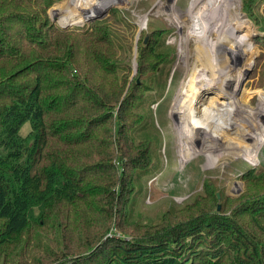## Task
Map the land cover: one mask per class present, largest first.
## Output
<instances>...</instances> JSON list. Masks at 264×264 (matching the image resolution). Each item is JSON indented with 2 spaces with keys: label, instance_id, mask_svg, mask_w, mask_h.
Returning <instances> with one entry per match:
<instances>
[{
  "label": "trees",
  "instance_id": "1",
  "mask_svg": "<svg viewBox=\"0 0 264 264\" xmlns=\"http://www.w3.org/2000/svg\"><path fill=\"white\" fill-rule=\"evenodd\" d=\"M57 1L0 0V264H264V170L244 172L237 197L206 182L178 214L129 220L131 176L158 142L139 110L162 95L148 90L166 86L173 49L153 30L130 79L108 25L61 28ZM260 1L243 0L254 21Z\"/></svg>",
  "mask_w": 264,
  "mask_h": 264
},
{
  "label": "rangeland",
  "instance_id": "2",
  "mask_svg": "<svg viewBox=\"0 0 264 264\" xmlns=\"http://www.w3.org/2000/svg\"><path fill=\"white\" fill-rule=\"evenodd\" d=\"M93 1L95 0H58L49 8L48 14L51 20L61 28L86 30L90 29L91 23L104 21L111 29L119 46L118 62L130 65V79L138 70V46L142 43L143 38L153 30H165V44L172 47L174 55L170 63L171 68L166 86L162 89L154 87L157 90H148L150 94H154L155 98L152 97V99L156 100L159 94L162 95L156 100V103H148L149 105L146 104L143 109L139 110L145 115L147 113L150 117L151 131L153 135H156L158 142L154 144L156 150L154 159L156 161L151 165L150 172H147L143 177L141 175L139 177L131 176L136 188L140 186L141 188L140 191L134 190L135 194L138 193L136 203L129 207V220L140 225L157 224L162 216L169 211L178 214L181 209L194 201L195 196L203 190L206 182H210L216 187L220 198L221 191L232 197L243 193L244 181L241 179V175L252 168L253 170L255 168L257 172L264 170V145L259 150L257 164H252L242 156L227 154L224 156L225 158L220 157L216 162L210 164L207 156L202 152H197L193 158H191L193 154H190L191 159L184 165L180 160L182 147L180 130L172 110L179 100L180 105L183 106L185 103L183 99L188 93H192L191 82L188 79L202 67L201 59L204 57L203 53L200 54L201 51L198 53L200 44L198 39L194 35L190 37L185 35L193 21L187 13L191 0L175 1V12L182 13V16L180 15L178 18L173 15L171 0H113L106 10L107 12L103 13V16L99 15L102 16L101 18H96L99 16L90 17L85 12L88 4H92ZM235 2V12L242 15L248 23L247 26L236 27L228 41L222 45V49L228 56V63L234 76L232 82L234 91L230 92L236 96V104L250 106L246 118L253 121V116L258 117L257 112L254 111L260 104V92L264 91V30L259 28L264 25V0L259 2L258 9L255 11V21L244 11L243 0H235ZM145 15L147 19L142 25V18ZM92 18L95 19L91 20ZM62 20H69V24L65 27L62 26ZM211 38L216 40L217 33L214 32ZM208 55L213 57L212 49H208ZM208 74L210 77H214L210 70ZM203 83H199V86H202ZM183 84L184 87L181 88ZM244 93L248 102L244 101ZM227 96H229L227 93L218 91L216 88L207 89L195 112L198 115H203L214 103L227 107L231 103ZM212 99L216 102H211ZM208 122L198 126L199 134L194 136L198 149L204 144L203 131H211L216 127V121ZM242 122L243 120L239 124ZM30 130V123H25L20 134L24 137ZM231 130V132L234 131ZM214 138L218 141L216 137ZM213 149L214 153L221 151L216 145L213 146ZM219 204V209H221L222 204L220 202ZM66 232L74 234L75 227L71 225L63 231V233ZM112 234L127 239L132 237L129 235L130 233L118 226H112L107 232V235ZM63 241L58 240L54 244H58V248L63 247Z\"/></svg>",
  "mask_w": 264,
  "mask_h": 264
},
{
  "label": "bare ground",
  "instance_id": "3",
  "mask_svg": "<svg viewBox=\"0 0 264 264\" xmlns=\"http://www.w3.org/2000/svg\"><path fill=\"white\" fill-rule=\"evenodd\" d=\"M175 1L171 0V9L173 15L178 18L180 15L182 16V13L178 14V12H175ZM112 2L113 0H95L92 4H88L85 12L90 17L102 15L107 12L106 10ZM235 4V0H191L187 10L193 21L185 35L187 37L194 35L198 39L200 43L198 53L201 51L200 54L202 55L203 53L204 57L202 56L203 58L201 59L202 67L198 69L196 74L192 75L190 73L192 76H190L188 81L191 82L192 93L185 95L183 106L180 105L179 100L172 110V114L177 118L176 123L180 130L182 145L180 160L183 165L195 157L197 152L204 153L210 164L216 162L218 158L226 156V154L242 156L252 164H257L259 150L264 145V91L260 92V104L254 111L257 112L258 117L253 116V121H249L246 118L250 106L247 105L245 107L244 104H236V96L230 92L231 90L234 91V88H232L234 76L228 63V56L224 53L222 45L228 41L236 27L245 26L248 23L242 15L235 12ZM146 19L147 16H143L142 25ZM61 24L62 26H67L69 20H62ZM214 32L218 35L216 40L211 38ZM208 49H212L213 57L208 55ZM209 70L214 77H210L208 74ZM201 82L204 83L199 86ZM183 87L184 84L181 88ZM211 88L227 93L229 95L227 98L231 103L227 107L214 103L205 114L198 115L195 111L202 101L205 91ZM245 97L244 93V101L248 102ZM211 102H216V100L212 99ZM211 120L217 122L216 127L211 128V131H203L205 134H202L204 144L198 149L194 141V136L199 134L198 126L208 121L211 123ZM241 120L243 122L239 124ZM231 129L234 131L231 132ZM218 133L220 134L218 135ZM215 145L219 151L221 150L220 153L213 152L215 151L213 149ZM190 154H193L191 158Z\"/></svg>",
  "mask_w": 264,
  "mask_h": 264
},
{
  "label": "water",
  "instance_id": "4",
  "mask_svg": "<svg viewBox=\"0 0 264 264\" xmlns=\"http://www.w3.org/2000/svg\"><path fill=\"white\" fill-rule=\"evenodd\" d=\"M104 14H105V13H104ZM104 14H103V15H104ZM103 15H102V16H103ZM102 16H99V17H96V18H101ZM94 19H95V18H93L92 20H94ZM54 20H55V19H54ZM90 21H91V20H90ZM64 27H65V26H64ZM218 197H220L219 194H218ZM218 208H220V204L218 205Z\"/></svg>",
  "mask_w": 264,
  "mask_h": 264
}]
</instances>
